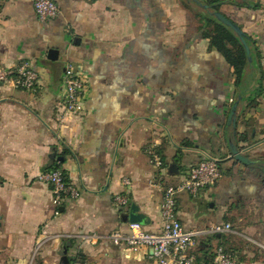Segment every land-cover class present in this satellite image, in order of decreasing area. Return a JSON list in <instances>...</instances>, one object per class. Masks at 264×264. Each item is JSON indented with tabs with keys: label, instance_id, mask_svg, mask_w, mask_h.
<instances>
[{
	"label": "crops",
	"instance_id": "crops-1",
	"mask_svg": "<svg viewBox=\"0 0 264 264\" xmlns=\"http://www.w3.org/2000/svg\"><path fill=\"white\" fill-rule=\"evenodd\" d=\"M219 1L246 35L251 60L245 52L239 74L200 19L212 12L186 0H54L59 14L47 23L33 0H0V65L26 62L38 75L32 92L0 84V264H154L151 251L108 236L130 232L132 204L148 218L143 230L160 232L161 192L150 182L177 184L206 156L220 179L196 197L180 194L177 217L186 230L232 231L205 234L191 251L209 258L222 246L239 264H264V0ZM68 63L87 85L77 116L61 111ZM229 144L252 163L236 162ZM53 167L80 190L58 214L36 181Z\"/></svg>",
	"mask_w": 264,
	"mask_h": 264
},
{
	"label": "built area",
	"instance_id": "built-area-1",
	"mask_svg": "<svg viewBox=\"0 0 264 264\" xmlns=\"http://www.w3.org/2000/svg\"><path fill=\"white\" fill-rule=\"evenodd\" d=\"M33 8L41 23H47L59 14L58 6L54 0H33ZM0 84H11L16 89L32 92L37 87L38 75L26 62L18 64L15 68H5L0 65ZM62 85V113L67 116L80 115L84 109L87 85L81 69L77 65L73 63L66 65ZM147 152L150 156V163L156 168L161 167L162 162L156 151L150 147ZM220 176L217 159L206 156L186 170L183 178L177 184L150 182V188L157 187L161 192L159 204L162 219L161 231L149 233L143 230L141 224L135 223L129 224L130 232L124 233L115 230L109 234V239L114 245L121 246L126 250L137 251L144 248L151 251L154 264H239L236 255L222 246L215 247L209 258L191 251L196 241L205 234L214 235L232 231L229 224L213 226L207 230H186L177 217L176 202L180 194L196 197L203 189L214 186ZM36 181L49 187L52 194L51 202L56 208L55 214L59 213L58 210L64 201H76L80 197L78 187L68 180L66 173L59 167L42 171L36 176ZM122 185L130 186V181L123 179ZM113 201L117 208L128 205L126 195H117ZM40 244L41 242L37 243L36 247H39Z\"/></svg>",
	"mask_w": 264,
	"mask_h": 264
},
{
	"label": "water",
	"instance_id": "water-1",
	"mask_svg": "<svg viewBox=\"0 0 264 264\" xmlns=\"http://www.w3.org/2000/svg\"><path fill=\"white\" fill-rule=\"evenodd\" d=\"M192 3L197 4L198 6H200L203 9H206L207 6L201 4L198 0H190ZM217 21H219L220 23H222L223 25L227 26L228 28H230L238 37V39L240 40L241 44L243 45L245 52L248 56V60L250 61V57H249V48L246 44V35L244 34V32L235 24L233 23L231 20H229L228 18H226L224 15H222L219 12H212L210 13ZM56 51L54 50H50L48 52V58L49 59H53L56 60V58H52L53 55H55ZM236 108H237V103H234L231 111L229 113L228 116V124H233L235 123V115H236ZM230 147V152L232 157L234 158V160L240 164H244V165H249L252 163V161H250L248 158H246L239 150L236 146H234L233 144H229ZM123 221L124 222H129L130 224H135V223H139V224H148V218L139 212L138 207H136L134 204H132L130 206V210L128 212V214H126L123 217Z\"/></svg>",
	"mask_w": 264,
	"mask_h": 264
},
{
	"label": "trees",
	"instance_id": "trees-1",
	"mask_svg": "<svg viewBox=\"0 0 264 264\" xmlns=\"http://www.w3.org/2000/svg\"><path fill=\"white\" fill-rule=\"evenodd\" d=\"M190 4H193L190 0H186ZM220 4L219 0H209L204 2V5L207 6L205 10H209L210 12H218V6ZM200 19L207 23V25H213V29L208 32L211 35V40L218 48L222 49L225 54L228 56L230 62L234 66V69L239 74L242 67L246 63V54L244 48L238 43L237 37H235L231 29L217 21L213 16L205 13L204 15H200ZM229 43H235L239 47L235 53L231 52L227 49L226 45Z\"/></svg>",
	"mask_w": 264,
	"mask_h": 264
}]
</instances>
